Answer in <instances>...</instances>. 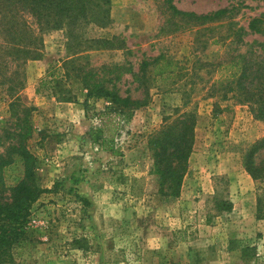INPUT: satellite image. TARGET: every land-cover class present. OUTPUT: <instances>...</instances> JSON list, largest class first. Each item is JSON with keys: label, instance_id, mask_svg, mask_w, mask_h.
<instances>
[{"label": "rangeland", "instance_id": "1", "mask_svg": "<svg viewBox=\"0 0 264 264\" xmlns=\"http://www.w3.org/2000/svg\"><path fill=\"white\" fill-rule=\"evenodd\" d=\"M170 6L195 15L227 12L196 24ZM259 16L264 0H110L107 24L87 27L94 42L78 62L122 97L148 96L119 123L118 154L88 137L108 100L88 98L72 69L51 83V68L64 72L63 43L44 37L36 61L0 58V157L11 160L0 168V197H9L24 175L6 135L20 130L38 160L39 184L51 190L32 205L9 264H264V218L256 207L264 186L243 168L264 124L248 105L230 95L222 100L209 88L227 74L219 63L248 51L264 61V36L244 33ZM158 58L177 62L175 77L157 75ZM142 62L149 63L144 75ZM189 108L197 114L193 151L178 197H162L148 140Z\"/></svg>", "mask_w": 264, "mask_h": 264}, {"label": "trees", "instance_id": "2", "mask_svg": "<svg viewBox=\"0 0 264 264\" xmlns=\"http://www.w3.org/2000/svg\"><path fill=\"white\" fill-rule=\"evenodd\" d=\"M171 0H166L170 4ZM110 0H0V58L23 63L39 60L45 43L44 37H54L53 41L63 43L66 51L62 62L63 74L53 67L49 77L55 85L60 77L67 78L70 69L80 77L88 98L94 96L107 99L109 106L97 114L96 126L89 128L88 137L92 143L100 144L113 154L114 137L121 121H129L134 110L147 104V94L142 99L122 97L115 90H109L92 78V69H85L78 62L85 58L94 40L86 38V29L91 25L103 26L108 22ZM182 18L190 19L196 24H204L222 19L226 10L195 15L169 7ZM264 16L249 21L247 31L264 36L260 26ZM242 31V29H241ZM243 33V34H244ZM248 51L238 54L227 63H219L218 70L227 74L213 80L209 86L222 100L228 95L246 104L254 113V119L264 124V61L259 54ZM162 62L157 65V75L163 80L176 76L177 62L154 59ZM148 62H142L139 68L145 74ZM77 71V72H76ZM21 85L17 87L20 88ZM145 87V84H144ZM147 88L145 89L146 92ZM186 103L184 102V105ZM215 110V109H214ZM196 112H186L172 120L165 121L161 128L149 137L148 144L152 151L153 171L158 181V193L162 197L177 198L187 168V161L195 143ZM7 139L14 140L8 146V153L18 156L24 166L23 178L10 189L9 197H0V264L11 263L10 249L20 236L32 205L41 194L51 190L42 189L35 174L38 160L25 147L26 133L22 130L6 132ZM10 159L0 157V168L8 165ZM243 168L253 182L264 186V136L256 140L247 150L243 158ZM72 186L79 184V179L70 178ZM3 191V186L0 184ZM5 191V190H4ZM84 205L88 203L82 200ZM226 209L231 207L225 202ZM257 214L264 218V198H257Z\"/></svg>", "mask_w": 264, "mask_h": 264}, {"label": "crops", "instance_id": "3", "mask_svg": "<svg viewBox=\"0 0 264 264\" xmlns=\"http://www.w3.org/2000/svg\"><path fill=\"white\" fill-rule=\"evenodd\" d=\"M49 38H52V37H49Z\"/></svg>", "mask_w": 264, "mask_h": 264}]
</instances>
